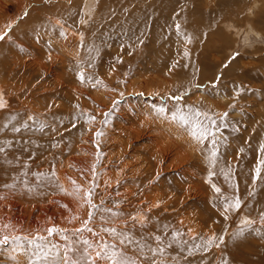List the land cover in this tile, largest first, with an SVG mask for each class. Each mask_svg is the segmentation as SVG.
<instances>
[{
	"label": "rangeland",
	"instance_id": "1",
	"mask_svg": "<svg viewBox=\"0 0 264 264\" xmlns=\"http://www.w3.org/2000/svg\"><path fill=\"white\" fill-rule=\"evenodd\" d=\"M158 2L171 6L170 35L184 30L178 14L191 10L197 43L176 38L172 46L168 38L150 45L140 38L136 24L156 19L150 11ZM205 22L217 32L210 35ZM0 23L7 25L0 29L7 33L0 40V80L9 85L0 92V237L47 236L52 216L64 236L95 241L91 232L74 235L91 210L93 232L109 244H118L117 236L103 229L124 233L119 250L136 264H264V180L257 186L253 179L259 158L252 142L228 135L237 127L231 121L243 119L238 129L246 134L264 111V0H0ZM68 31L83 37L80 48L90 43L93 59L79 70L87 89L79 99L48 96L53 78L36 70L64 53L56 43ZM21 42L39 58L37 66L14 62L27 55ZM160 107L164 116L154 111ZM177 108L200 109L216 121L214 163L210 140L198 143L167 118ZM85 136L94 153L79 150ZM89 191L92 209L84 200ZM235 198L239 209L225 212ZM245 219L253 223L234 236ZM50 239L64 243L59 234ZM30 259L11 241L0 246V264Z\"/></svg>",
	"mask_w": 264,
	"mask_h": 264
},
{
	"label": "bare ground",
	"instance_id": "2",
	"mask_svg": "<svg viewBox=\"0 0 264 264\" xmlns=\"http://www.w3.org/2000/svg\"><path fill=\"white\" fill-rule=\"evenodd\" d=\"M184 1V0H183ZM208 2H212V3H215V0H207ZM160 2V1H159ZM155 3V8H153L152 6V8L153 9H151V8H149V9H151V16L154 14V15H156V19H152V20H147L146 22H143V23H141V25L140 24H136V27H138L139 28V30H142V33H141V37L140 38H143V40H146V41H148L149 42V44L150 45H154V44H156V45H158V44H160V43H164V42H166V40L169 38V39H171V38H173L172 39V41H171V43H172V46H174L175 44H174V42H175V39L176 38H179L181 41H185V40H187L188 41V43L190 44V46L191 45H194V42H195V40H197L196 38L199 36L198 35V33H196V31L194 30V28L195 27H197L198 26V29H200L199 28V25L197 24V22H196V20H195V18H190L191 16H190V12H191V10H185V11H183V13H182V11H181V15H179L178 14V16H180L181 17V20H178V22H179V24L181 25V26H183L184 27V30H182L181 32H179L178 33V31H175V32H177V33H175L174 32V34H169V32H168V30L171 28V25H175V23H173V22H175L174 21V17H172V15H171V13H169V9H171V6L169 7L168 6V4H166V5H164V4H160V3ZM168 2V1H167ZM154 3V2H153ZM86 4V3H85ZM171 4H173V2L171 3ZM186 4V3H185ZM224 4V3H223ZM228 4V3H227ZM162 5V6H161ZM188 5V4H187ZM186 5V6H187ZM192 5V4H191ZM195 5H196V3H195ZM206 5V4H205ZM185 6V5H184ZM208 6V5H207ZM62 7V6H61ZM84 7H85V5H84ZM150 7V6H149ZM57 8V7H56ZM65 8V7H64ZM69 8V7H68ZM71 8V7H70ZM177 8V7H176ZM184 8H186V7H184ZM188 8V7H187ZM190 8V7H189ZM74 9V8H73ZM180 9V8H179ZM178 9V10H179ZM207 9H209V10H211V11H216L215 9H211L210 7H208ZM218 10H219V7L217 8ZM58 10V9H57ZM62 10V9H61ZM60 10V11H61ZM66 10H68L67 8H66ZM86 10V9H85ZM172 10H176V9H172ZM172 10H170V11H172ZM183 10V9H182ZM71 11V10H70ZM78 11V10H77ZM69 12V11H68ZM177 12V11H176ZM174 13V14H177V13ZM56 13H57V11H56ZM65 13H67V12H65ZM135 13V12H134ZM216 15H219V13H215ZM61 15V14H60ZM59 15V16H60ZM133 15V14H132ZM64 16L66 17V15L64 14ZM68 16V15H67ZM174 16V15H173ZM176 16V15H175ZM178 16L176 17V19L178 18ZM61 17V16H60ZM108 17V16H107ZM135 17H136V14H134L133 15V17H130V20H128V21H131V22H133L134 20H135ZM193 17V16H192ZM120 18V17H119ZM211 21H212V18L210 19ZM57 24H61V22L62 21H60V20H54ZM213 22V21H212ZM11 23V22H10ZM177 23V22H176ZM1 24V23H0ZM125 24V23H124ZM122 22H118L117 21V23H116V27H121L120 29H122V30H124V28L126 29V27H125V25H124ZM178 24V23H177ZM210 24L212 25V23L210 22ZM113 25H115V24H113ZM204 25L206 26V28H208V27H210V26H208L207 27V22H205L204 23ZM6 24H3L2 26L0 25V29H3V28H6ZM213 26H216V25H213ZM194 27V28H193ZM131 29V28H130ZM129 29V30H130ZM203 31H205V30H203ZM202 31V32H203ZM217 32V29L216 28H214V27H210V28H208V33L210 34V35H213V34H215ZM183 34H186V37H184V38H182V37H180L181 35H183ZM199 34H201V36H202V33H199ZM223 34V33H222ZM204 37H206V36H204ZM82 36L80 35H75V33H73L72 31L70 32V31H68V34H67V36L65 37V38H63L62 40H60V41H58V43H56L59 47H61V48H63L62 50H63V52L64 53H62V55H59V54H54L53 56H52V60H51V63H50V66H46V63L44 62L43 64H44V67H42V69L41 68H39V69H36V70H38L37 72H38V74H40V73H45L46 75L47 74H49V75H51L52 76V78H53V84H54V86H52V88H51V91H49V89L48 90H45V91H43L41 94L45 97L46 95V93H47V95L48 96H50V94L51 95H53V96H57L58 94V92H61L62 94L64 93V94H67L66 96H70L69 98H72V99H76V98H81V97H83V94H81V93H87V89H84V88H82L81 87V84H80V82H81V79H80V75H79V70L81 69V67H92V65H91V63H92V57H91V53H90V50H91V47H90V43H88V42H86L87 44H86V46H87V48L86 49H82V48H80V46H81V42H84V41H82ZM107 39H109V38H107ZM198 39H200V38H198ZM169 41V40H168ZM198 42V41H197ZM197 42H195V43H197ZM168 45V44H167ZM165 46V45H164ZM181 46V45H180ZM199 46V44L197 45V46H194V48L195 47H198ZM20 47L22 48V50H24V52H26V57H24V58H22L21 57V55H19V54H17V56H14V62L15 63H17L18 65H22V66H24L25 68L26 67H28V65H30L31 67H32V65H34V64H38V60H37V58L38 57H35L36 55H35V52H33V49L32 48H30L26 43H24V42H21L20 43ZM83 47V46H82ZM153 47V46H152ZM168 47V46H167ZM177 47V46H176ZM179 47V46H178ZM183 47V46H182ZM186 47H187V45H186ZM154 48H156L155 46H154ZM162 48V47H161ZM173 48V47H172ZM164 49L165 48H163V52L162 53H165L164 52ZM165 51H166V49H165ZM173 51H176V50H173ZM155 52V51H154ZM190 52V51H189ZM16 53V52H15ZM14 53V54H15ZM167 53H168V51H167ZM172 53V52H171ZM179 53H181L180 51H179ZM184 52L182 51V54H183ZM191 53V52H190ZM30 54H33V55H35V56H33V57H31V55ZM156 54V53H155ZM158 55L160 56L161 54L160 53H158ZM174 55V54H173ZM187 55V54H186ZM164 56H166V55H164ZM170 56V55H169ZM188 56V55H187ZM158 57V56H157ZM192 57V56H191ZM39 59V58H38ZM37 64H36V66H37ZM56 65H58L61 69H63V71L62 72H58L57 70H56ZM42 66V65H41ZM65 67H68L70 70L69 71H71V72H66V70H65ZM33 68V67H32ZM21 69V68H20ZM23 69V68H22ZM24 70V69H23ZM26 70V69H25ZM20 71V70H19ZM21 72V71H20ZM36 72V71H35ZM23 73V72H22ZM68 73V74H67ZM72 75H71V74ZM21 74V73H20ZM34 74V73H33ZM67 74V75H66ZM23 76V75H22ZM3 78V77H2ZM25 78V77H24ZM2 80H4V79H1L0 80V92H1V88L2 87H7V86H9L8 84H3V82H1ZM25 80V79H24ZM18 81V80H17ZM16 81V82H17ZM23 81V80H22ZM26 81H24V83H25ZM87 82H89V81H87ZM86 82V83H87ZM23 83V82H22ZM13 84H14V82H13ZM7 85V86H6ZM20 85V84H19ZM27 85H28V82H27ZM26 85V86H27ZM33 85V84H32ZM44 86L46 85L47 86V84H43ZM16 87V86H15ZM33 87H35V86H33ZM32 87V88H33ZM4 89V88H3ZM10 89V88H9ZM13 89V88H12ZM17 89H18V87H17ZM20 89V88H19ZM33 90H34V88H33ZM12 91V90H11ZM24 92H26V89H25V91ZM28 92V91H27ZM27 92H26V95H27ZM12 93V92H11ZM13 93H15V92H13ZM20 93V92H19ZM10 94V93H9ZM81 94V95H80ZM7 95V94H6ZM35 95V94H34ZM18 96V95H17ZM16 96V97H17ZM33 96V95H32ZM3 97V96H2ZM20 98V97H19ZM29 99V98H28ZM95 99V98H94ZM1 100V99H0ZM4 100V99H3ZM19 100V99H18ZM35 100V99H34ZM22 101V100H21ZM25 101V100H24ZM27 101V100H26ZM36 101V100H35ZM2 102V101H1ZM4 102V101H3ZM32 102V101H31ZM30 102V103H31ZM29 103V104H30ZM37 103V102H36ZM9 104V103H8ZM33 104V103H32ZM23 105H25V104H23ZM63 105V103L61 104V106ZM28 106V105H27ZM33 106V105H32ZM37 106V105H36ZM29 107V106H28ZM33 107H35V104H34V106ZM39 107V106H38ZM37 107V108H38ZM26 108V107H25ZM19 109H21L20 107H19ZM35 109V108H34ZM46 109V108H45ZM49 109H50V107H49ZM32 110H33V108H32ZM31 110V111H32ZM36 110V109H35ZM20 111V110H19ZM22 111V110H21ZM38 112V111H37ZM40 112H42V111H40ZM49 112V111H48ZM45 114H46V112H44ZM43 113V114H44ZM36 114V113H35ZM260 115V118H259V120H255V121H251V123L249 124V133H246V134H241L240 132H239V129H238V126L239 125H241V123L243 122V119H235L234 121H231V123H233V124H235L237 127H235V128H233V130L231 131V132H228V135H237L239 138H241L243 141H247V142H252L253 144H254V146H255V153L257 152V155H258V158H259V160L260 159H264V152H262V151H260V149H261V146H264V111L261 113V114H259ZM19 116V115H18ZM41 117V116H40ZM223 119V118H222ZM228 120V119H227ZM149 137V136H148ZM239 138H238V140H239ZM155 140V139H154ZM157 140V139H156ZM83 141H84V143H82L81 145H79V150L82 152L83 151V149L85 148H89V150L91 151V152H93L94 153V145H95V143L94 142H92V139L89 137V136H85V137H83ZM241 141V140H240ZM239 141V142H240ZM208 142V141H207ZM242 143V142H241ZM153 144V143H152ZM250 144V143H249ZM252 149V148H251ZM150 150H153L154 151V149H153V145L151 146V149ZM229 151H231V149H228V151H227V153H226V155L225 156H228V154L230 153ZM253 153V152H252ZM249 154V153H248ZM254 154V153H253ZM230 155V154H229ZM229 157V156H228ZM249 158V157H248ZM167 159H169L170 160V156L167 158ZM172 166H173V163H170ZM245 164V163H244ZM252 164H253V162H252ZM162 164H160L159 165V167L160 168H163L162 166H161ZM246 166V165H245ZM249 167V166H248ZM172 168H174V166L172 167ZM177 169H179V168H177ZM162 170V169H161ZM249 170H252V169H249ZM263 170H264V165H262L261 166V179L262 180H264V172H263ZM241 173V172H240ZM236 174V173H235ZM238 175V174H237ZM160 179V178H159ZM160 181V180H159ZM259 183H260V179H258L257 180V186H259ZM263 183H264V181H263ZM229 185V184H228ZM263 186H264V184H263ZM264 190V189H263ZM147 192V191H146ZM243 193H244V190H243ZM259 193H261L260 194V196H259V200L261 199V197L263 196V194H264V191H261V192H259ZM258 193V194H259ZM144 194H145V192H144ZM147 195V194H146ZM240 196H243L242 194H240ZM263 200V199H262ZM255 205V204H254ZM54 217H55V215H54ZM56 218V217H55ZM67 218H68V216H67ZM76 220H78L77 218H76ZM49 226L50 227H53V224H54V222H53V218H52V216H50V218H49ZM57 221V220H56ZM57 227V226H56ZM58 228V227H57ZM60 228V227H59ZM58 228V229H59ZM65 234V233H64ZM144 261V260H143Z\"/></svg>",
	"mask_w": 264,
	"mask_h": 264
},
{
	"label": "snow or ice",
	"instance_id": "3",
	"mask_svg": "<svg viewBox=\"0 0 264 264\" xmlns=\"http://www.w3.org/2000/svg\"><path fill=\"white\" fill-rule=\"evenodd\" d=\"M11 27V25H9ZM179 28V25H177ZM4 34H0V40L5 38ZM80 79L83 81L85 79L84 74L80 73ZM173 99L180 100L182 97H173ZM3 102H0V108H3ZM158 115L164 116L165 108L160 107L159 109H154ZM107 115V114H105ZM227 116V113H225ZM173 122H176L179 127L183 128L189 136L200 144H203L206 140H210L213 144V150L211 152L210 162L214 163L216 151H215V132L214 127L216 126V121L211 118V116L200 109L188 108L184 111L181 108H177L175 111L171 112V115L167 117ZM94 119V117H90ZM14 131H19L18 128H13ZM97 136L101 133H97ZM4 148L0 147V152H3ZM260 151L264 152V146H261ZM264 165V159L258 161V165L255 169L254 180L261 179V166ZM214 173H210L212 175ZM76 187V191L79 192L81 189L72 182ZM214 191L220 193L221 189L213 185ZM91 191L86 192L84 196L85 202L88 204L89 208H95L97 206L93 205L91 202ZM229 207L233 209H239L240 200L235 198L232 201L225 202V212L228 211ZM89 219L85 220L80 229L75 230L74 235L80 236L83 232H91L96 236V240L89 239H70L64 236V230L52 227L46 230L47 236L36 235L34 237H9L4 235L0 237V246L8 245L11 241L15 244L16 248H23L25 251L30 252L31 258L29 264H136L135 260H130L124 251L119 250V245L125 244L128 238L125 236L124 239H119L120 236H124V233H117L115 228H105L104 232L110 233L117 236L118 244H109L104 241V239L99 235V233L93 232L89 227V223L93 218V211H89ZM253 223L250 219H245L241 221V228L238 233H234V236H238L244 232L245 228ZM7 227V226H5ZM54 234H59L63 237L64 243L57 244L53 243L50 239ZM159 240V237H156ZM222 239V238H221ZM212 241L210 240L209 243ZM150 251H155L151 250ZM154 264V262H153Z\"/></svg>",
	"mask_w": 264,
	"mask_h": 264
}]
</instances>
